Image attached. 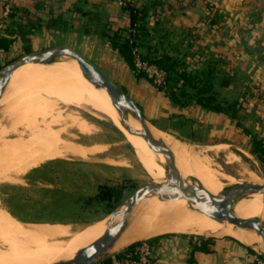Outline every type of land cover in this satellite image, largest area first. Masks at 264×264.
Masks as SVG:
<instances>
[{
	"label": "crops",
	"instance_id": "obj_1",
	"mask_svg": "<svg viewBox=\"0 0 264 264\" xmlns=\"http://www.w3.org/2000/svg\"><path fill=\"white\" fill-rule=\"evenodd\" d=\"M134 1L138 5L153 3L149 23L153 25L159 18L170 27L172 32L167 41L175 43L185 37L186 48L190 37L199 53L210 51L222 57L229 68L236 70L238 79L247 81L260 97L248 101L249 110L254 109L258 120H247L246 125L264 136V0ZM6 4L18 7L19 13H23L21 26L31 30L25 34L26 40L15 37L18 25L4 15ZM58 18L61 26L49 25ZM15 19L19 21V14ZM128 22V13L116 0H0V33L13 39L8 50L0 51V64L14 51L24 53L27 45L38 50L34 47L41 40H46L44 48L55 45L56 35L60 34L66 41L64 45L72 48L78 45L85 57L108 73L140 106L154 127L182 137L178 128L180 117L176 116L181 113L193 119L194 128L206 129L203 140L191 141L218 140L245 145L246 135L221 114L196 108L179 110L149 79L134 73L119 51L112 48L104 32L106 25L113 32ZM224 92L231 94L234 89L227 88ZM212 237L208 250H194L188 235L158 236L151 241L154 245L151 264H254L251 247L231 235Z\"/></svg>",
	"mask_w": 264,
	"mask_h": 264
},
{
	"label": "bare ground",
	"instance_id": "obj_2",
	"mask_svg": "<svg viewBox=\"0 0 264 264\" xmlns=\"http://www.w3.org/2000/svg\"><path fill=\"white\" fill-rule=\"evenodd\" d=\"M6 86L5 94L0 97V112L9 119L15 110L22 112L25 118L22 123L29 134L18 133L19 136L12 138H4L0 134L1 176L21 172L45 158L64 154L86 156L95 151L93 146L62 139L59 130L53 128L55 117L47 120L52 108L62 102L106 115L129 139L151 178L161 180L164 177V169L157 162L163 161V155L155 153L141 135L126 129L106 90L93 85L73 58L61 57L50 63H25L14 70ZM39 117L43 120L39 121ZM77 123L81 129L85 128L84 122ZM131 125L135 129L141 128L133 118ZM150 127L154 136L174 153L181 175L197 177L209 192L216 193L228 185L241 182L215 168L217 164L213 165L209 155L193 150L166 130ZM250 178L256 179L253 175ZM234 211L264 222V193L242 198ZM105 220L79 228L63 223L24 224L0 208V241L5 244V249H0V264H50L72 257L77 250L100 237L106 227ZM165 232L227 234L249 245L259 242L255 232L219 222L189 206L181 197L165 200L147 197L135 207L129 226L111 250Z\"/></svg>",
	"mask_w": 264,
	"mask_h": 264
},
{
	"label": "rangeland",
	"instance_id": "obj_3",
	"mask_svg": "<svg viewBox=\"0 0 264 264\" xmlns=\"http://www.w3.org/2000/svg\"><path fill=\"white\" fill-rule=\"evenodd\" d=\"M65 43L62 35H56L55 45ZM46 44V40H41L34 48L42 49ZM72 46L82 53L78 45ZM32 49L33 47H30V50ZM20 53V50L14 51L5 62ZM4 63L0 64V67ZM6 87L2 95L5 94ZM50 114L51 117L48 116L47 120L55 117L56 123L53 128L59 130L62 139L84 146H93L95 151L86 156L64 154L45 158L21 172H11L5 177L0 175V208L8 211L24 224L63 223L79 228L104 221L106 218V226L110 213L120 207L137 186L152 178L140 163L129 139L106 115L85 107L65 105L62 102H58ZM24 119L22 112L16 110L11 119L0 112V134L2 133L4 138L17 137L20 133L28 135L29 131L24 129L22 123ZM38 120L42 121L43 118L39 117ZM77 122H84L85 128L81 129ZM169 133L193 150L209 155L213 165L217 164L214 165L215 168L233 175L236 179L264 182V165L244 145L218 140L191 141L175 132ZM220 143L224 144L213 146ZM251 175L256 179L250 178ZM103 184L123 187L122 197L111 211L106 202L87 201L88 198L96 195L99 186ZM164 234L212 236L189 232H165L144 239H152ZM140 240L143 239L136 241ZM128 245L108 251L104 259L124 250ZM0 249H5V244L1 241Z\"/></svg>",
	"mask_w": 264,
	"mask_h": 264
},
{
	"label": "trees",
	"instance_id": "obj_4",
	"mask_svg": "<svg viewBox=\"0 0 264 264\" xmlns=\"http://www.w3.org/2000/svg\"><path fill=\"white\" fill-rule=\"evenodd\" d=\"M120 5L129 15L128 24L113 32H109L111 28L106 25L104 32L112 48L119 51L134 73L152 82V79L144 71L139 70L135 64V56L138 53L142 60L153 63L166 72L165 83L157 89L166 94L175 108L179 110L196 108L221 114L241 129L247 138L244 146L264 165V136L246 125L247 120H258L254 109L249 110L248 101L259 98L260 95H255L247 81L238 79L236 70L229 68L222 57L210 51L204 54L199 53L193 47L194 39L189 37L186 48L184 47L185 37L175 43L167 41L172 29L163 25L159 18L154 21L153 25L149 23L153 3L138 5L134 0H127ZM19 11L18 7H11L7 17L18 25V29L14 31L15 37L20 36L24 40L25 34L30 33L31 30H25L21 26L24 16ZM17 14H19V21L15 19ZM58 24L60 26L62 24L60 18L52 19L49 23V25ZM155 39L157 42L154 43ZM12 42V38L0 33V51L8 50ZM24 51H31L30 47L25 46ZM231 87L234 89L233 93L224 92L225 89ZM176 116L180 117L178 128L182 137L190 140H203L202 132H205V127L194 128L192 118L181 113ZM122 194V186L103 184L99 186L96 195L88 198L87 201L106 202L111 211L120 201ZM156 237L158 236L148 241L151 242ZM190 237L194 250H208L209 244L214 239L212 236L205 237L204 235ZM140 243L141 240L129 244L115 256L123 258L126 254L133 253ZM106 260L110 261L111 257Z\"/></svg>",
	"mask_w": 264,
	"mask_h": 264
},
{
	"label": "water",
	"instance_id": "obj_5",
	"mask_svg": "<svg viewBox=\"0 0 264 264\" xmlns=\"http://www.w3.org/2000/svg\"><path fill=\"white\" fill-rule=\"evenodd\" d=\"M62 56L73 58L83 75L93 85L106 90L121 122L128 131L141 135L155 153L163 155V161L157 160V162L164 169V177L161 180L151 179L137 186L121 206L110 213L105 230L100 237L77 250L72 257L59 259L50 264H93L104 259L105 254L112 249L129 226L135 207L147 197L159 200L181 197L189 206H194L196 210L219 222L231 223L236 227L255 232L259 240L255 245H249L235 238L264 258V222L253 216L238 215L234 211L235 205L242 198L253 193H264V182L241 181L211 193L205 189L197 177L181 175L174 153L154 136L150 127L153 124L144 116L140 106L98 64L76 49L58 44L24 52L12 58L0 67V97L12 73L19 66L25 63H50ZM131 118L139 122L140 129H135L131 125Z\"/></svg>",
	"mask_w": 264,
	"mask_h": 264
},
{
	"label": "built area",
	"instance_id": "obj_6",
	"mask_svg": "<svg viewBox=\"0 0 264 264\" xmlns=\"http://www.w3.org/2000/svg\"><path fill=\"white\" fill-rule=\"evenodd\" d=\"M119 4H123L127 0H116ZM11 11V6L6 4L4 7V15L7 17ZM4 27V23L1 24ZM135 64L139 70H142L152 79L153 84L158 87L165 83L166 72L153 63H149L140 58L138 53L135 56ZM154 254V245L148 239L141 240L133 253H128L123 258H118L115 255L111 256V260L101 259L93 264H151ZM254 264H264V258L254 252Z\"/></svg>",
	"mask_w": 264,
	"mask_h": 264
}]
</instances>
